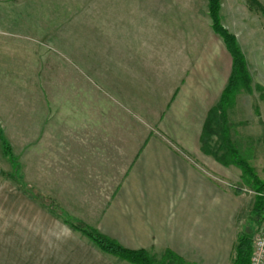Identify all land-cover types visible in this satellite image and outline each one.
Segmentation results:
<instances>
[{"label":"crops","instance_id":"obj_1","mask_svg":"<svg viewBox=\"0 0 264 264\" xmlns=\"http://www.w3.org/2000/svg\"><path fill=\"white\" fill-rule=\"evenodd\" d=\"M220 6L264 86L260 11L247 0ZM231 67L208 0H0L1 127L26 129L43 196L129 250L196 264L226 254L229 232L210 238L205 223L233 202L199 140ZM0 264L128 263L0 184Z\"/></svg>","mask_w":264,"mask_h":264},{"label":"trees","instance_id":"obj_2","mask_svg":"<svg viewBox=\"0 0 264 264\" xmlns=\"http://www.w3.org/2000/svg\"><path fill=\"white\" fill-rule=\"evenodd\" d=\"M250 7H256L264 17V9L256 0H247ZM220 0H208V14L211 20L213 32L223 41L232 59L231 73L226 87L221 93L216 106L207 113L200 135V150L204 155L211 156L223 167H234L241 172L242 182L249 186L254 193V203L251 209L250 219L256 225L255 230L247 227L236 239L232 264H250L252 254V238L256 233L261 221L264 219V180L255 173L254 168L245 158L239 147L232 141L230 136V124L227 120V111L240 91L252 93L251 77L247 69L245 57L241 52L233 35L225 30L220 21ZM220 122L219 126L215 123ZM216 137V143L211 148L212 138ZM3 154L11 166L12 172L9 177L17 187L31 199L44 205L53 215L61 218L63 223L73 231L88 239L101 252L118 258L128 264H196L177 255L169 249L159 253L147 250H129L121 246L96 229L78 221L61 210L58 203L35 191L30 185L21 183L18 176L20 166L17 164L9 144L0 135Z\"/></svg>","mask_w":264,"mask_h":264},{"label":"rangeland","instance_id":"obj_3","mask_svg":"<svg viewBox=\"0 0 264 264\" xmlns=\"http://www.w3.org/2000/svg\"><path fill=\"white\" fill-rule=\"evenodd\" d=\"M261 16L264 20L262 14ZM252 89V93L240 91L237 94L235 100L227 111V120L230 124V136L232 141L239 147L245 158L254 168L256 175L261 180H264V86L253 84L252 82ZM4 123L5 122L0 120V135H2L4 140L9 144L12 150V155L17 159L16 162L20 166L18 176L20 177L21 183L25 185H34L36 188L35 191L40 193L39 190L41 191L43 184L42 162L40 158H33L32 155L26 153V129L13 127L3 128L1 125ZM219 125L220 122L215 123V126ZM216 140V137L212 138L211 148L215 145ZM205 156L212 162H215L218 166H221L222 171H224L221 174L223 177H218L220 182L216 183L218 184L219 189L233 202L231 208L226 207L224 210L210 209L208 216L206 217L205 227L207 235H209L210 238H215L218 233L225 234L229 232L227 235L229 242L227 244L226 254L221 259H213L209 264H232L234 247L238 235L247 227H251L253 230L256 228V225L252 223L250 219L255 196L252 189L242 182L241 172L238 169L234 167H223L211 156ZM11 172V166L7 157L3 154L0 142L1 185L17 187L9 177ZM210 174L211 176L214 175L216 177V174L212 171H210ZM61 210L64 211L62 208ZM77 211L80 212L81 210ZM160 251L162 250L151 249V252L156 254ZM190 259L196 261L198 257H192ZM203 264H205V258Z\"/></svg>","mask_w":264,"mask_h":264},{"label":"built area","instance_id":"obj_4","mask_svg":"<svg viewBox=\"0 0 264 264\" xmlns=\"http://www.w3.org/2000/svg\"><path fill=\"white\" fill-rule=\"evenodd\" d=\"M260 196H264V192ZM250 264H264V219L252 238Z\"/></svg>","mask_w":264,"mask_h":264}]
</instances>
